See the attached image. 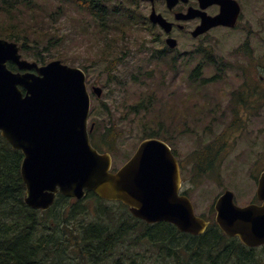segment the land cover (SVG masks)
<instances>
[{
  "label": "rangeland",
  "instance_id": "rangeland-1",
  "mask_svg": "<svg viewBox=\"0 0 264 264\" xmlns=\"http://www.w3.org/2000/svg\"><path fill=\"white\" fill-rule=\"evenodd\" d=\"M31 2V7L20 3L13 6L12 11L17 16L14 19L5 15L1 6L6 4L0 2V26L14 22L26 34L29 46H36L37 52L41 51L39 47L43 49L45 62L63 58L67 64L85 71L91 94L89 123L98 124L97 137L105 127H114L118 134L110 150L112 168L120 166L134 152L141 140L142 122L147 121L152 127L158 123L161 128H166L167 143L175 156L184 162L182 190H186L197 214L213 217L215 198L228 188L233 191L236 204L250 201L254 188L251 175L264 165V159H261L264 115L259 111L256 116L250 114L243 121L238 112L235 115L232 111V94L243 91L246 82L253 88L256 81L251 78L256 66L264 65V0H243L242 17L236 28L213 29L201 40L181 37L175 50H166L160 59L152 58V55L166 45L154 37L160 29L149 27L148 3L138 1L137 4L144 25H130L120 38V34H115L116 28L117 31L109 29L101 33L103 28L97 25L99 18L94 19L85 5L79 4L80 0ZM155 8L159 12L166 10L161 2ZM50 12L55 16L50 17ZM39 33H46V36ZM49 34L54 38L51 39ZM107 42L110 47L103 50ZM197 46L211 51L215 65L207 54L190 61L179 55ZM23 52L27 59H34L35 49ZM174 55L180 59L172 70L170 62ZM200 61L204 62L201 80L190 83L189 72ZM115 62L112 73L116 78L112 79L108 68ZM143 69L153 74L149 80L144 78L145 84L129 80L131 71ZM260 72L264 75L263 68ZM244 73L248 78L243 77ZM118 80L127 82L121 86ZM202 81L204 84L199 86ZM94 85L102 88L100 96L91 93ZM148 86L154 91H147ZM195 86L198 87L197 96ZM146 93L153 95L152 109L147 116L128 114L129 105ZM203 155L211 157L213 169L207 167L208 162L200 164L204 161H199ZM83 203L89 209L85 219H95V212L90 210L93 200L86 198ZM107 207L118 208L113 203ZM263 253L260 250L254 254L257 257L250 255L252 263L264 264Z\"/></svg>",
  "mask_w": 264,
  "mask_h": 264
},
{
  "label": "water",
  "instance_id": "water-1",
  "mask_svg": "<svg viewBox=\"0 0 264 264\" xmlns=\"http://www.w3.org/2000/svg\"><path fill=\"white\" fill-rule=\"evenodd\" d=\"M229 1L234 4L231 10L222 7L215 17H203L193 34L218 24L233 26L239 6ZM175 2L167 0L168 7ZM149 19L165 29L170 25L154 10ZM167 44L173 47L175 41L167 39ZM9 60L26 71L10 70ZM93 91L100 95L101 88ZM89 105L82 69L59 59L44 65L30 62L21 57L17 43L0 38V134L23 154L25 204L47 210L56 194L80 199L91 190L105 200L122 202L147 223L165 220L182 232L203 233L208 221L195 213L188 196L178 194L179 167L168 144L159 138L143 139L129 160L111 172L110 155L98 153L89 141ZM257 195L264 198V171ZM214 210L224 234L238 236L246 245L264 243V203L239 206L232 191L225 190Z\"/></svg>",
  "mask_w": 264,
  "mask_h": 264
},
{
  "label": "trees",
  "instance_id": "trees-1",
  "mask_svg": "<svg viewBox=\"0 0 264 264\" xmlns=\"http://www.w3.org/2000/svg\"><path fill=\"white\" fill-rule=\"evenodd\" d=\"M81 1L90 14L99 18L97 25L103 28L101 33L103 30L118 29L115 34L123 38L133 23L144 25L143 14L137 9V0ZM0 2L6 4L1 8L11 19L17 17L12 11L13 6L20 3L31 7L30 4H33L31 0ZM53 16L55 13L50 12V17ZM39 34L46 36V33ZM0 37L19 42L21 51L35 49L34 60L45 62L43 49L39 47L41 51L37 52L36 46H29L26 34L14 22L0 26ZM50 38L54 36L50 35ZM113 42L117 40L113 39ZM103 47V50H108L110 43ZM202 52L211 56V51ZM154 57H164L163 51H154ZM192 58L195 57H188ZM210 59L215 65L216 60L212 56ZM178 60L177 55L171 58L172 70ZM116 64L108 68L112 79L116 78L112 73ZM203 64V61L198 62V66L190 71L191 83L198 81ZM8 66L17 70L12 62H8ZM152 75L146 69L131 71L129 80L145 84L144 78L149 80ZM118 81L121 86L127 82ZM149 90L154 91L151 86H148ZM152 97L146 93L130 104L128 114L147 116L152 109ZM141 124L139 138L157 137L167 142V131L161 128V124L158 126L157 123L154 127L147 121ZM97 129L98 124L90 133L93 145L99 150H103V147L111 150L118 139L114 127H105L100 137H97ZM204 160L211 169L214 165L211 158L206 155ZM21 161V151L13 149L0 134V264H253L250 256H241L238 252L234 255L233 238L226 236L212 217H206L210 223L204 233L192 235L180 232L169 222L148 224L133 217L121 202H106L93 192H87L81 200L57 195L54 204L46 211L29 208L23 201L25 185L20 175ZM86 198L93 200L90 210L95 212V219H85L89 213L83 203ZM109 203L117 205L118 208L114 207L117 210L109 209ZM116 213L117 216H114Z\"/></svg>",
  "mask_w": 264,
  "mask_h": 264
},
{
  "label": "flooded vegetation",
  "instance_id": "flooded-vegetation-1",
  "mask_svg": "<svg viewBox=\"0 0 264 264\" xmlns=\"http://www.w3.org/2000/svg\"><path fill=\"white\" fill-rule=\"evenodd\" d=\"M140 2L148 3L150 5V11L154 10L156 13L160 14L164 19L167 20V22L170 24L168 29H165L158 23L150 24L151 26H156L160 29V32L157 34L155 39L158 41H164L166 45L167 39H174L176 42V45L178 44V41L181 37L190 38L191 40H201L205 36H207L211 30L213 29H219V28H225L228 29L229 27L218 24L216 26L208 28L205 32L198 33L197 35H194L193 32L197 27L201 25L203 17H215L218 15L222 10V7L227 8L228 10H231L234 7L233 2L229 0H176L175 4L171 7H168L167 0H139ZM239 5V15L237 17V21L234 25L236 27L240 19L242 17V11H243V0H234ZM158 2H161L164 4L166 10L159 12L156 10V4ZM148 14V15H149ZM180 16V17H178ZM233 27V28H234ZM167 46L164 48H161L162 51H166L169 49H166ZM176 46L172 48V50H175ZM201 50V52H199ZM203 48L196 47L194 50L187 51L185 50L183 54H179L184 58L186 56V60H193L188 59L189 56H204L205 53L202 52ZM198 66V63L196 64ZM257 70L252 75L251 80H255L256 84L253 88L250 87V85L246 82L244 84V90L241 92H233V108L232 111L236 115L238 112L241 119L244 121L246 119V116L252 114L254 116L257 115V113L260 111L262 115H264V75L260 72V69H264V65H257ZM190 78L191 76L188 75ZM244 78H248L246 73L243 74ZM198 76V80H199ZM195 82V81H194ZM199 82V81H197ZM264 130V126L261 128ZM262 152H260L261 154ZM200 158V157H199ZM205 159V156L203 155L202 158L199 159ZM261 159H264V153L261 155ZM264 169V165L261 168L260 171H257L255 174L251 175V178L254 179V188H253V195L250 201H248L245 204L249 203H255V204H262L264 203V198L259 199L257 195V189L259 184V178L260 173ZM233 247H234V255L235 252H238L241 256L242 255H252L258 251L264 252V243H261L259 245H253L248 246L243 244L238 237L233 236ZM264 257V253L262 254ZM251 257V256H250ZM257 257V256H255Z\"/></svg>",
  "mask_w": 264,
  "mask_h": 264
}]
</instances>
